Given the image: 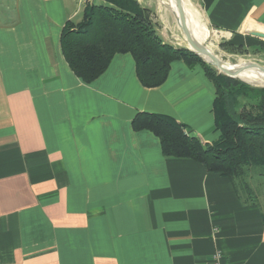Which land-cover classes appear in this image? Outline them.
<instances>
[{"label": "crops", "instance_id": "0c3cea01", "mask_svg": "<svg viewBox=\"0 0 264 264\" xmlns=\"http://www.w3.org/2000/svg\"><path fill=\"white\" fill-rule=\"evenodd\" d=\"M191 1L226 42L264 60V38L251 33L264 34V0ZM86 4L0 0V264H211L216 251L223 264H264L259 198L165 158L156 136L131 126L140 112L165 114L214 142L211 82L174 61L145 88L132 56L117 54L83 83L60 36Z\"/></svg>", "mask_w": 264, "mask_h": 264}, {"label": "trees", "instance_id": "16d2710c", "mask_svg": "<svg viewBox=\"0 0 264 264\" xmlns=\"http://www.w3.org/2000/svg\"><path fill=\"white\" fill-rule=\"evenodd\" d=\"M222 46L245 52L240 45ZM60 47L70 70L85 84L100 77L117 54L132 56L136 77L145 88L161 86L174 61L200 67L215 94L214 128L219 135L214 142H202L165 114L140 112L131 121L132 129L156 136L165 158L192 160L230 180L241 196L256 198L250 179L264 176V87L229 78L190 50L164 42L152 11L138 0L86 4L79 21L65 23Z\"/></svg>", "mask_w": 264, "mask_h": 264}, {"label": "rangeland", "instance_id": "374dc122", "mask_svg": "<svg viewBox=\"0 0 264 264\" xmlns=\"http://www.w3.org/2000/svg\"><path fill=\"white\" fill-rule=\"evenodd\" d=\"M154 1L157 3L158 6L157 7L158 10L155 13L154 12L152 13V17L157 33L160 35V37L164 42L169 43L175 47L187 49L189 47V44L186 41L184 34L178 27L177 21L173 13L165 9L164 6H162L158 0H154ZM187 5H188V13L190 15L192 16L194 15L193 7L196 8L198 12H200L199 8H197V6H195L191 0L187 2ZM207 29L209 31V38L207 42H205L206 46L210 47L213 53L217 57L221 58L222 60L228 61V63L230 62L231 65L236 64L238 63V61L242 60L245 62L256 63L264 67V60L260 56L255 54L256 49L254 47H244L245 49L244 53L243 52L240 53L238 50H232L233 52H230L231 51L230 47L228 48L225 46L226 47L225 48L222 45H224V43L225 44H232V43L226 42L224 40V37L221 36L220 33L210 29L208 25H207ZM214 35L215 36L218 35V36L215 37ZM250 183L252 186V190L255 192L256 198L257 197L259 198L260 201L259 203L264 206V176H259V175L251 176Z\"/></svg>", "mask_w": 264, "mask_h": 264}, {"label": "bare ground", "instance_id": "6f19581e", "mask_svg": "<svg viewBox=\"0 0 264 264\" xmlns=\"http://www.w3.org/2000/svg\"><path fill=\"white\" fill-rule=\"evenodd\" d=\"M165 9L171 11L175 17H178V7H177V0H168V3L158 0ZM188 0H181L182 3V10L185 14L186 19V26L190 30L193 39L197 43V45H202L207 42L209 38V31L207 29V25L203 16L197 9H193L194 15H190L188 13ZM177 21V19H176ZM203 31V33H202ZM215 36V35H214ZM218 36V35H217ZM215 36V37H217ZM215 39V38H214ZM210 40V39H209ZM218 40V39H217ZM213 45V44H212ZM207 50L214 56H216L212 49L207 46ZM218 63L222 69L228 70L230 73L235 75L237 78L245 80L253 85H264V74L261 73L257 68H252L251 70L247 69V64L249 62L245 61H238V63L231 65L230 62L222 60L221 58L217 57Z\"/></svg>", "mask_w": 264, "mask_h": 264}, {"label": "water", "instance_id": "95a60500", "mask_svg": "<svg viewBox=\"0 0 264 264\" xmlns=\"http://www.w3.org/2000/svg\"><path fill=\"white\" fill-rule=\"evenodd\" d=\"M177 7H178V17L177 19V24L178 27L180 28V30L182 31V33L185 36L186 41L189 44V47L187 48L188 50H190L191 52L195 53L196 55L200 56L205 62L211 64L214 68L217 69V71L229 78H233V79H238L248 85L254 86V87H264V85H253L245 80H242L240 78H237L235 75H233L232 73H230L228 70L226 69H222L218 63V60L216 58V56L212 55L208 50H207V46L206 43L202 44V45H197V43L195 42V40L193 39V36L190 32V30L188 29V27L186 26V19H185V14L184 11L182 10V3L181 0H177ZM253 35L258 36V37H262L264 38V34L263 33H259V32H251ZM247 69L251 70L252 68H257L261 73L264 74V67L256 64V63H252L249 62L247 64Z\"/></svg>", "mask_w": 264, "mask_h": 264}, {"label": "built area", "instance_id": "2783aa9c", "mask_svg": "<svg viewBox=\"0 0 264 264\" xmlns=\"http://www.w3.org/2000/svg\"><path fill=\"white\" fill-rule=\"evenodd\" d=\"M80 3L86 4L92 2V0H79ZM211 264H223L222 255L219 251H216L211 258Z\"/></svg>", "mask_w": 264, "mask_h": 264}]
</instances>
